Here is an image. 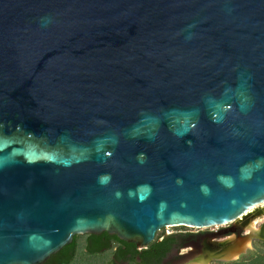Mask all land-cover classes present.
Masks as SVG:
<instances>
[{"label": "water", "instance_id": "1", "mask_svg": "<svg viewBox=\"0 0 264 264\" xmlns=\"http://www.w3.org/2000/svg\"><path fill=\"white\" fill-rule=\"evenodd\" d=\"M260 203L264 0H0V264Z\"/></svg>", "mask_w": 264, "mask_h": 264}, {"label": "rangeland", "instance_id": "2", "mask_svg": "<svg viewBox=\"0 0 264 264\" xmlns=\"http://www.w3.org/2000/svg\"><path fill=\"white\" fill-rule=\"evenodd\" d=\"M248 223L254 224L259 229L260 225L264 222V212L262 214L249 218ZM241 222L236 221L232 224L211 227L207 229H195L188 227H176V228H165L161 229L155 234V241L160 240V237L178 236L176 237L177 242H173L172 250L169 255L160 264H192L204 256L203 243L214 242L218 244L227 239L225 236V230L232 229L230 234L233 233L232 238H235L239 234L249 233L246 228L240 229ZM86 235L77 236V251L74 259L70 264H106L109 259L108 253H103L98 256H89L84 251V239ZM204 241V242H203ZM178 254H184L178 256ZM253 256L264 258V242L254 239L253 242L249 243V249L245 253L238 256L234 260H220L211 261L208 264H230L234 262H247L252 259ZM197 258V259H196Z\"/></svg>", "mask_w": 264, "mask_h": 264}, {"label": "flooded vegetation", "instance_id": "3", "mask_svg": "<svg viewBox=\"0 0 264 264\" xmlns=\"http://www.w3.org/2000/svg\"><path fill=\"white\" fill-rule=\"evenodd\" d=\"M252 224V223H251ZM261 226V225H260ZM243 225L241 224L240 229H242ZM245 228V227H243ZM257 229V228H256ZM232 229L225 230V235L229 233V235H226L223 242H232L233 240L239 241V240H245L247 235L252 234L249 230V233H241L235 238H232L233 233L230 234ZM243 230V229H242ZM247 230V229H246ZM258 230V229H257ZM259 231V230H258ZM114 235H109L107 233H100V234H89L86 235V238L84 239V247L85 246H92L94 242H100L102 247L99 249L98 252L95 254H90L89 256H98L103 253L109 254V259L107 260L106 264H156L154 260L151 258H145L143 257L142 250L137 249V247L133 244L126 243L125 241H116L113 239ZM176 237L178 236H168V237H160V240H154V242H177ZM232 239V241H231ZM254 239L250 240V242H253ZM262 241V240H260ZM118 242V243H117ZM122 242V243H119ZM125 242V243H123ZM204 242V241H203ZM249 242V241H248ZM264 242V241H262ZM214 242H204L203 243V249H204V256L201 259H205L206 261L212 260V258L216 259L215 256L212 257V254L216 253L214 246H216ZM206 249V250H205ZM172 250V248H171ZM171 250L167 253V255L164 257V259L169 255ZM248 250V249H247ZM86 252V249H84ZM246 252V251H245ZM184 254H178V256H182ZM163 259V260H164ZM162 260V261H163ZM161 261V262H162Z\"/></svg>", "mask_w": 264, "mask_h": 264}, {"label": "trees", "instance_id": "4", "mask_svg": "<svg viewBox=\"0 0 264 264\" xmlns=\"http://www.w3.org/2000/svg\"><path fill=\"white\" fill-rule=\"evenodd\" d=\"M77 236H74L70 245L65 246L58 253L52 255L44 264H70L77 251ZM113 239L120 241L116 236ZM118 243V242H117ZM122 243V242H119ZM125 243V242H123ZM173 242H152L146 250H142L143 257L153 259L156 264H160L167 253L171 250ZM84 247V246H83ZM102 247L100 242H94L92 246H85L86 254H95ZM230 264H264V258L253 256L247 262H234Z\"/></svg>", "mask_w": 264, "mask_h": 264}, {"label": "bare ground", "instance_id": "5", "mask_svg": "<svg viewBox=\"0 0 264 264\" xmlns=\"http://www.w3.org/2000/svg\"><path fill=\"white\" fill-rule=\"evenodd\" d=\"M263 212H264V203H260V204L256 205L255 207L251 208L250 210H248L245 213V217H241L239 220H237V221L241 222L243 227H245L247 230H249L252 234L249 233V235L246 236L247 239H245V240H239V241L235 242V240L232 241V239H231L232 242L230 243V245L231 244L232 245L230 247H228V249H226L224 252H221V253L216 252V253L212 254V257L215 256L216 259L212 258L211 261L234 260V259L238 258V256H240L241 254L245 253V251L247 249H249L250 240L257 239V240L263 241L262 237H260V230L258 229L259 230L258 231L256 229V227L254 226V224L247 222L249 220V218L252 219L253 216L262 214ZM195 261L196 262L192 263V264H207L208 263V261H206L205 259L204 260L199 259V261H197V260H195Z\"/></svg>", "mask_w": 264, "mask_h": 264}]
</instances>
